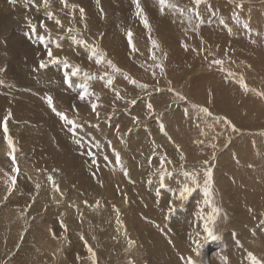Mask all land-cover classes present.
I'll return each instance as SVG.
<instances>
[{
	"label": "rangeland",
	"instance_id": "rangeland-1",
	"mask_svg": "<svg viewBox=\"0 0 264 264\" xmlns=\"http://www.w3.org/2000/svg\"><path fill=\"white\" fill-rule=\"evenodd\" d=\"M18 1L0 0V264L264 261V0Z\"/></svg>",
	"mask_w": 264,
	"mask_h": 264
},
{
	"label": "snow or ice",
	"instance_id": "snow-or-ice-1",
	"mask_svg": "<svg viewBox=\"0 0 264 264\" xmlns=\"http://www.w3.org/2000/svg\"><path fill=\"white\" fill-rule=\"evenodd\" d=\"M30 27L32 28L33 26L30 25ZM46 53H47V56L49 57V60L47 62H52V63H55L56 62V59L53 58L52 56V53H51V50L49 48L46 49ZM39 66L41 68L45 67V61L41 60L40 63H39ZM74 68V71L71 72V75H75L77 72L80 71L79 68H77L76 66H73ZM66 82L70 79L69 76H66ZM171 175L170 173H165L163 172V175H161V182H160V185H159V189H162L165 187V184L163 182V178H164V175ZM185 176H190V174L188 172H185L184 173ZM204 176H205V180H206V184H205V193L207 194L208 191H209V186H210V183H211V180H212V170L210 168H206L204 170ZM159 189H157V195H159ZM193 191L192 187L188 186V184H184L181 186L180 188V192H179V196L177 197L178 199H180L181 201L186 199L188 194H190L191 192ZM171 204V201L169 202ZM173 209L170 208V211H172ZM219 210L218 209H213V212H218ZM203 218V217H202ZM215 219V216L212 215V214H209L208 217H207V220H213ZM205 231H208V237L206 238H212L211 237V232L208 230V226H207V223L205 224ZM251 259V257H250ZM188 264H191V261L189 260L188 261ZM253 264H255V262L253 261ZM260 264H264V261H261Z\"/></svg>",
	"mask_w": 264,
	"mask_h": 264
},
{
	"label": "bare ground",
	"instance_id": "bare-ground-1",
	"mask_svg": "<svg viewBox=\"0 0 264 264\" xmlns=\"http://www.w3.org/2000/svg\"><path fill=\"white\" fill-rule=\"evenodd\" d=\"M22 1V3H23V5H25V2H24V0H21ZM21 1H20V3H19V1H18V3H19V5L21 4ZM26 1H31L33 4H35L36 5V2L34 1V0H26ZM47 3V2H46ZM13 4V3H12ZM51 4V3H50ZM50 4H48L47 5V10H48V12H50V11H53L54 13H56L57 12V10L56 9H54V10H52V8H51V5ZM22 5V4H21ZM35 5H32V4H27L26 3V8H29L30 6H35ZM42 7V6H41ZM32 8V7H31ZM30 8V9H31ZM34 8V7H33ZM35 9H37V8H35ZM147 11V10H146ZM2 12L3 13H6V9L5 10H2ZM2 12H0V13H2ZM5 15V14H4ZM7 16V15H6ZM8 18H11V17H8ZM238 18V17H237ZM51 19V18H50ZM6 20V19H5ZM20 35H21V32H20ZM20 35H19V37H20ZM37 35V34H36ZM44 37H45V35H43ZM46 38V37H45ZM19 39V38H18ZM16 40V42H29L30 40H32V41H36V36L34 35V34H32V38H29L28 36H27V34H22L21 35V38H20V40ZM19 50H20V47H19ZM12 64H11V66H13L14 64H15V61L13 60L12 62H11ZM8 66H10V65H8ZM51 67V66H50ZM6 71H7V68H6ZM13 71H17V68H13ZM15 73V72H14ZM6 74H8V75H10V73H8V72H6ZM13 77H16V76H14V75H12ZM13 79V78H12ZM19 87H20V84H15V86H14V89H12V90H18L19 89ZM0 88H1V85H0ZM8 96V95H7ZM14 96V95H13ZM14 98H15V96H14ZM18 99V98H17ZM17 102V101H16ZM9 103V102H8ZM8 105H10V103L8 104ZM7 106V105H6ZM5 107V106H4ZM3 107V108H4ZM1 106H0V109H3ZM23 144H26V145H28V143L27 142H25L24 140H23V142H22ZM0 150H1V148H0ZM5 154V153H4ZM151 158V157H150ZM116 163V162H115ZM61 165V164H60ZM59 165V166H60ZM116 165V164H115ZM116 168H115V170H114V172H115V175H119L120 176V172L122 171V170H118V168H120L119 167V165H117V166H115ZM60 168L61 167H58V166H56V169H57V171H59L60 170ZM126 173H128L129 174V172H127L126 171ZM169 182V181H168ZM181 183V182H180ZM23 199V198H22ZM187 205V204H186ZM188 208V207H187ZM185 211V210H184ZM188 211V210H187ZM182 214H184V212L182 213ZM180 217H182V216H180ZM184 218V217H183ZM60 223V222H59ZM62 224V223H61ZM117 224V223H116ZM189 224V223H188ZM59 224H57L54 228H57V226H58ZM187 225V224H186ZM63 226V225H62ZM118 228H119V224H118V226H117ZM184 228V227H183ZM185 229V228H184ZM117 232H120V228L119 229H115ZM123 233V232H122ZM51 239H54V237L53 238H51ZM42 242V241H41ZM38 245V244H37ZM45 245V244H44ZM47 245V244H46ZM49 245V244H48ZM42 246V245H41ZM48 248H49V246H48ZM51 250V249H50ZM48 251H49V249H48ZM49 253V252H48Z\"/></svg>",
	"mask_w": 264,
	"mask_h": 264
}]
</instances>
